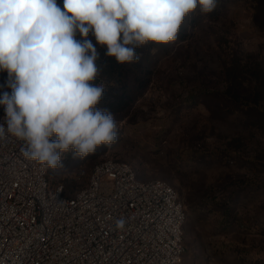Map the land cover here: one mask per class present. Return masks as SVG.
Here are the masks:
<instances>
[{
    "label": "rangeland",
    "instance_id": "374dc122",
    "mask_svg": "<svg viewBox=\"0 0 264 264\" xmlns=\"http://www.w3.org/2000/svg\"><path fill=\"white\" fill-rule=\"evenodd\" d=\"M151 60L148 87L114 116L117 142L85 158L65 153L50 182L70 196L97 162L126 161L138 179L179 193L182 264H264V0L197 8Z\"/></svg>",
    "mask_w": 264,
    "mask_h": 264
},
{
    "label": "clouds",
    "instance_id": "9594fccd",
    "mask_svg": "<svg viewBox=\"0 0 264 264\" xmlns=\"http://www.w3.org/2000/svg\"><path fill=\"white\" fill-rule=\"evenodd\" d=\"M219 0H0V71L7 87L0 96L11 135L26 145L22 155L56 170L72 151L85 158L118 139L114 115L100 108L105 83L96 42L120 64L138 62L135 49L178 39L186 18L208 14ZM77 35L81 39H77ZM124 220L117 221L123 227Z\"/></svg>",
    "mask_w": 264,
    "mask_h": 264
},
{
    "label": "built area",
    "instance_id": "2783aa9c",
    "mask_svg": "<svg viewBox=\"0 0 264 264\" xmlns=\"http://www.w3.org/2000/svg\"><path fill=\"white\" fill-rule=\"evenodd\" d=\"M7 80L0 71V96L11 93ZM5 115L0 105V123ZM25 146L0 141V264H182L187 212L172 185L106 158L67 196L48 167L22 155Z\"/></svg>",
    "mask_w": 264,
    "mask_h": 264
},
{
    "label": "trees",
    "instance_id": "16d2710c",
    "mask_svg": "<svg viewBox=\"0 0 264 264\" xmlns=\"http://www.w3.org/2000/svg\"><path fill=\"white\" fill-rule=\"evenodd\" d=\"M57 2L62 7L63 0H57ZM182 37H186L185 33H182ZM77 39H81V37L77 35ZM88 39L93 42L100 53V59L97 64L101 68V73L97 80L92 83L100 84L103 82L106 85V90L98 107L106 108L114 116H118L127 111L140 98L151 82L154 74L153 64H151V53L161 44L157 45L154 42H149L136 48L135 51L140 56V60L131 64H120L115 57L105 55L107 46L99 45L92 33H89ZM239 89L241 90V88ZM242 95L238 93L236 98L245 100ZM49 170L51 173L52 169L49 168ZM50 184L52 185L51 182Z\"/></svg>",
    "mask_w": 264,
    "mask_h": 264
}]
</instances>
